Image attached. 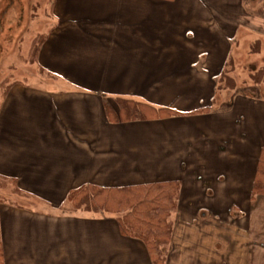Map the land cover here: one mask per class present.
Masks as SVG:
<instances>
[{
  "label": "crops",
  "instance_id": "crops-1",
  "mask_svg": "<svg viewBox=\"0 0 264 264\" xmlns=\"http://www.w3.org/2000/svg\"><path fill=\"white\" fill-rule=\"evenodd\" d=\"M262 2L50 1L36 84L13 81L0 98V176L26 200L0 203L5 264H152L115 216L73 210L67 196L173 180L165 264H264V196L250 199L264 86L216 84L242 40L264 63V18L252 13ZM115 97L175 114L114 122L103 98Z\"/></svg>",
  "mask_w": 264,
  "mask_h": 264
},
{
  "label": "trees",
  "instance_id": "trees-1",
  "mask_svg": "<svg viewBox=\"0 0 264 264\" xmlns=\"http://www.w3.org/2000/svg\"><path fill=\"white\" fill-rule=\"evenodd\" d=\"M252 13L264 18V2L252 10ZM42 39L34 40L31 44L30 54L34 56V60L37 58ZM256 47L258 43H252L250 51H256ZM233 65V59L229 57L216 80L218 90H234L237 87L234 77L231 76ZM256 73L260 77V73L261 75L264 73L263 68L260 71L250 72V77L255 83L261 80L254 78ZM103 108L107 118L114 122L155 119L175 114L168 108L156 107L124 97H115L113 102H107L103 98ZM209 110V107H202L191 113H204ZM5 180L15 186L12 179L8 180L0 176V181ZM15 190L20 192L16 186ZM179 191L180 183L175 180L123 187L88 184L71 190L67 200L73 210L115 216L121 234L139 239L145 244L152 264H165L173 231L171 216L177 210ZM259 195L264 196V148L261 149L258 157L250 199H255ZM0 264H5L1 239Z\"/></svg>",
  "mask_w": 264,
  "mask_h": 264
},
{
  "label": "rangeland",
  "instance_id": "rangeland-1",
  "mask_svg": "<svg viewBox=\"0 0 264 264\" xmlns=\"http://www.w3.org/2000/svg\"><path fill=\"white\" fill-rule=\"evenodd\" d=\"M51 0H0V98L6 85L13 81H27L36 84V79L41 70L30 54L31 44L34 40H41L52 26ZM241 41L238 50L237 60L234 61V70L231 76L234 77L236 86L244 87L254 84L261 89L264 86L263 74L260 77L256 73L254 78L261 79L255 83L251 79V71H260L264 63H251L247 57L249 50L248 43ZM251 45V42H249ZM257 48V47H256ZM255 48V49H256ZM250 65L254 66L253 70ZM253 78V76H252ZM258 79V80H259ZM217 97V104L222 101ZM0 203H26L21 198L22 194L15 190V186L5 180L0 181Z\"/></svg>",
  "mask_w": 264,
  "mask_h": 264
}]
</instances>
